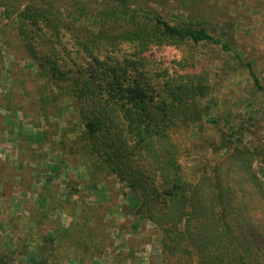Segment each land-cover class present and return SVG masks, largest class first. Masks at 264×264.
I'll return each mask as SVG.
<instances>
[{"label":"trees","instance_id":"16d2710c","mask_svg":"<svg viewBox=\"0 0 264 264\" xmlns=\"http://www.w3.org/2000/svg\"><path fill=\"white\" fill-rule=\"evenodd\" d=\"M160 2L0 0V30L11 27L38 76L71 98L84 127L79 140L98 160L92 172L104 169L138 194L135 211L160 229L164 260L264 264V178L254 167L258 160L264 169V149L234 141L240 124L209 115L212 85L196 61L169 50L212 44L219 77L238 70L242 56L203 18L173 21L153 5ZM243 65L264 95L253 65ZM185 133L223 152L196 177L181 159ZM40 255L36 264L65 261L44 248ZM0 264L16 263L0 250Z\"/></svg>","mask_w":264,"mask_h":264},{"label":"rangeland","instance_id":"374dc122","mask_svg":"<svg viewBox=\"0 0 264 264\" xmlns=\"http://www.w3.org/2000/svg\"><path fill=\"white\" fill-rule=\"evenodd\" d=\"M153 5L173 21L203 18L212 34H225L264 84V0ZM5 29L0 30V250L16 264H36L43 248L65 256L63 264H174L163 258L160 229L135 211L138 194L104 169L92 172L98 160L79 140L84 127L71 98L38 76L19 37L11 27ZM180 48L169 53L196 61L197 71L212 85L209 115L239 123L233 140L264 149V95L243 63L219 77L215 46ZM208 126L205 137L214 131L213 124ZM181 139L187 148L181 159L192 177L223 154L194 134ZM254 167L264 178L262 163L257 160ZM59 232L66 234L63 243L52 241Z\"/></svg>","mask_w":264,"mask_h":264}]
</instances>
